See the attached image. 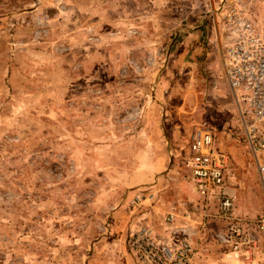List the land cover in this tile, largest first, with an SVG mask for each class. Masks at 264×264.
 Wrapping results in <instances>:
<instances>
[{
  "label": "rangeland",
  "instance_id": "374dc122",
  "mask_svg": "<svg viewBox=\"0 0 264 264\" xmlns=\"http://www.w3.org/2000/svg\"><path fill=\"white\" fill-rule=\"evenodd\" d=\"M207 2L264 30V0H0V264H138L130 233L163 236L193 197L198 127L230 154L237 213L264 212ZM139 190L155 200L133 215ZM199 262L264 264V231L247 255L208 233Z\"/></svg>",
  "mask_w": 264,
  "mask_h": 264
},
{
  "label": "built area",
  "instance_id": "2783aa9c",
  "mask_svg": "<svg viewBox=\"0 0 264 264\" xmlns=\"http://www.w3.org/2000/svg\"><path fill=\"white\" fill-rule=\"evenodd\" d=\"M207 6L218 24L225 75L264 195V30L247 2H207ZM230 165V154L218 146L216 131L198 127L184 158L193 197L180 211L164 214L163 236L151 220L140 222L130 233L128 247L138 264H201L202 247L211 232L236 255L251 253L264 231V212L256 217L237 213L228 180ZM154 200L153 191L139 190L131 197L129 211L134 215Z\"/></svg>",
  "mask_w": 264,
  "mask_h": 264
}]
</instances>
